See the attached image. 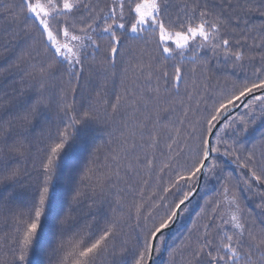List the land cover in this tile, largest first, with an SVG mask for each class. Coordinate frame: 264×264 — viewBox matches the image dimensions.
<instances>
[{
	"label": "snow or ice",
	"instance_id": "6c2138e0",
	"mask_svg": "<svg viewBox=\"0 0 264 264\" xmlns=\"http://www.w3.org/2000/svg\"><path fill=\"white\" fill-rule=\"evenodd\" d=\"M257 15L264 0H0V264H264ZM208 176L219 191L169 245Z\"/></svg>",
	"mask_w": 264,
	"mask_h": 264
},
{
	"label": "trees",
	"instance_id": "16d2710c",
	"mask_svg": "<svg viewBox=\"0 0 264 264\" xmlns=\"http://www.w3.org/2000/svg\"><path fill=\"white\" fill-rule=\"evenodd\" d=\"M254 19L257 23L261 19H264L260 16H255ZM264 132V121L257 120V122L249 128V132L246 135L249 144L259 140L261 133ZM221 164L226 169L225 174L228 171L233 172L234 175L239 173V169H236L235 166L227 161V158L221 157ZM221 182L218 181L215 177L208 176L204 177L202 186L199 193L196 197L188 204V209L186 212H181L178 223L175 228L167 233V239L169 245L178 243L180 239L186 234L187 229L192 226V223L197 220V214L205 207V201L212 198L220 189ZM187 191V189H185ZM238 194L242 200V206H245L252 210L253 212L258 211L256 208V203L258 202L256 197H252L250 193L240 192L237 190ZM180 196V193L173 192L168 194L169 201L175 200ZM251 197V198H250ZM31 259V254H30ZM43 259V257H41ZM167 255L166 253L159 257L157 264H166Z\"/></svg>",
	"mask_w": 264,
	"mask_h": 264
},
{
	"label": "water",
	"instance_id": "95a60500",
	"mask_svg": "<svg viewBox=\"0 0 264 264\" xmlns=\"http://www.w3.org/2000/svg\"><path fill=\"white\" fill-rule=\"evenodd\" d=\"M203 179H204V177H202L201 180L198 182V185L196 186L195 191H194V195H193V197L191 198V201H192V200L196 197V195L199 193L200 188H201V186H202ZM180 214H181V213H179V218H180ZM178 221H179V220H178ZM178 221H177V223H178ZM177 223H176V224H177ZM174 228H175V227H174ZM174 228H173V229H174ZM173 229H172V230H173ZM172 230H171V231H172Z\"/></svg>",
	"mask_w": 264,
	"mask_h": 264
}]
</instances>
